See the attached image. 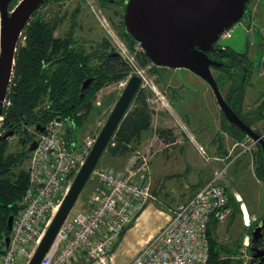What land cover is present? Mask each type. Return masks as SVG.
<instances>
[{
    "label": "rangeland",
    "instance_id": "rangeland-1",
    "mask_svg": "<svg viewBox=\"0 0 264 264\" xmlns=\"http://www.w3.org/2000/svg\"><path fill=\"white\" fill-rule=\"evenodd\" d=\"M112 1L113 3L107 2L105 6H101L99 0H65L53 5L52 12L55 15L66 14L67 18H70L76 10L78 11L77 37L89 53L96 50L101 52V43L108 40L111 48L115 47L120 51L119 46H122L130 59L134 58L136 64V66L129 64L126 58L125 62L130 68L127 77L104 87L97 94L93 112L89 113L84 119V124L76 129L75 136L79 137V143L87 138H97L130 76L137 70L144 74L145 82L141 89L147 93V104L152 111L148 131L143 133L141 142L134 146L130 154L112 161V155L106 152L98 164V167L113 168L136 177H144L142 164L144 159L148 164L154 199L141 215L128 225L123 238L116 240L106 260V264H128L145 243L166 224L173 212L190 199L197 188L210 180L215 173H222V183L231 196L239 195L242 202L254 210V216L256 214L254 204L260 186L254 178L252 168L257 151L255 147L238 159H235L238 151L232 152V156L223 162L214 159L230 154L234 141L228 135L224 136L226 153L220 155L221 151L219 152L218 143L215 141V136L220 131V109L216 101L213 103L214 95L210 87L186 69H165L156 73L151 66H141L139 54L142 50L137 46H129L119 35L124 15L123 0ZM48 9L49 7L46 10ZM248 11L254 17V21H251L254 30L249 39L253 44L250 47L251 51H254L252 58L256 67H259L260 76L256 80L259 83H253L246 92L244 101L246 113L257 111L264 100V0H251ZM69 24L67 19V31ZM121 53L126 57L123 52ZM212 72L214 77L219 74L216 70ZM205 90L207 92H204ZM157 92L166 96L165 105L158 101V97L161 96H158ZM192 98L195 99L194 102ZM162 129L172 130L175 140L173 143L165 142L159 137L158 132ZM17 142L18 137L11 138V152L19 147ZM28 167L29 161L26 169ZM98 186L97 181L93 179L88 182L70 214L71 218L88 210L89 200ZM234 203L241 205L236 200ZM244 228L242 214L218 225L215 232L217 241L232 251L238 249L236 255H229L226 258H242L243 242L246 237ZM75 264L89 263L85 259H80Z\"/></svg>",
    "mask_w": 264,
    "mask_h": 264
},
{
    "label": "built area",
    "instance_id": "built-area-1",
    "mask_svg": "<svg viewBox=\"0 0 264 264\" xmlns=\"http://www.w3.org/2000/svg\"><path fill=\"white\" fill-rule=\"evenodd\" d=\"M233 28L223 33L221 39L230 37ZM119 48L126 55L124 58L129 60L128 63L136 66L134 58L130 59L122 46ZM1 52L0 16V57ZM132 75L141 77L143 88V72L137 70ZM9 89L3 110L11 106ZM157 95L161 96L158 101L165 105L166 96L160 92ZM37 140L38 146L31 153L27 169L29 185L20 203L21 209L15 216L9 248L0 255V264H29L97 138L85 139L72 151L64 122L55 119ZM249 150V143H235L227 158L214 159L223 162L234 151L239 152L235 157L238 159ZM142 164L144 177L97 166L91 180L97 181L99 186L89 200L88 210L72 218L69 216L42 264H75L80 259H85L89 264H106L109 252L121 233L154 199L146 159ZM222 180V173H215L173 212L166 224L128 264H208L211 222L215 220L218 224H224L234 214L231 194ZM234 198L241 204L244 224L249 228L251 220L246 212L247 207L239 195H234ZM250 243V235H246L242 260L248 259L246 255ZM1 246L3 238L0 237Z\"/></svg>",
    "mask_w": 264,
    "mask_h": 264
},
{
    "label": "trees",
    "instance_id": "trees-1",
    "mask_svg": "<svg viewBox=\"0 0 264 264\" xmlns=\"http://www.w3.org/2000/svg\"><path fill=\"white\" fill-rule=\"evenodd\" d=\"M19 1L15 0L11 4L10 11L15 8ZM63 1L65 0H51L36 11L18 43L15 67L8 93L11 106L3 110L0 133L14 132V136H19V144L22 149L11 152V140L0 142L1 238L9 234L8 218L12 214L16 216L20 211V203L29 185L26 165L31 154L27 153V146L37 140L38 134H41V132H35L37 126L40 128L47 127L53 120L65 118L67 121L72 120L74 122V125L67 127L68 136L70 137L72 133L76 134V129L81 127L84 124V119L93 112L97 94L104 87L127 77L130 72V68L120 56H112L114 49L111 48L108 40L101 43V52L96 50L98 52L89 53L82 45L77 46L75 44L77 42H75L73 27L70 34L72 36L71 50L68 49L67 38L54 37L55 32L62 26L67 15L53 14V5ZM124 1H122L123 6ZM100 2L101 6H105L110 0H100ZM44 7L46 9L49 7V9L46 10ZM77 14L78 11L77 13L74 12L71 17L74 18ZM123 19L119 35L129 46L133 47L136 44L128 35ZM53 59H55V70L52 69L53 64L48 65L49 61ZM139 61L141 66H151L156 73L166 69L153 66L144 52L139 54ZM95 62L97 63L95 64ZM237 65L239 64L237 63ZM217 70L226 73L221 78L225 79L223 84L228 86V94L225 100L232 110L248 126H251L252 123L241 116L244 112L245 85L248 79L240 76L238 72L237 75L229 77L226 66ZM89 78L92 79V84L87 90L82 91L83 82ZM237 82L238 84H236ZM147 96V93L142 89L138 91L126 117L106 150L112 156L124 157L130 154L134 146L141 142L143 133L148 131L152 121V111L148 107ZM48 105L51 106L48 107ZM259 110L261 111V108ZM250 113L248 112L246 115L249 117L252 114ZM33 127H35L34 131L30 130ZM224 129L234 140H243L246 137L243 132L226 119ZM172 134V130L167 129L158 132L159 137L168 143L175 141ZM219 149L222 152L223 148L220 147ZM260 156L259 160L262 165L264 152L261 151ZM257 158L258 156L255 159L257 160ZM258 172H264L263 165L258 169ZM234 200L235 198L231 196L234 214L230 219L242 214L240 206L235 204ZM218 225L220 224L213 220L209 227L210 253L208 264H244L242 259L226 258L229 255H236L238 249L232 251L217 241L215 232ZM127 230L128 226L121 233L119 239L123 238ZM244 231L246 235H251L248 228L245 227ZM3 247L4 243L0 247V255L3 253ZM239 247L240 245L237 248Z\"/></svg>",
    "mask_w": 264,
    "mask_h": 264
},
{
    "label": "water",
    "instance_id": "water-1",
    "mask_svg": "<svg viewBox=\"0 0 264 264\" xmlns=\"http://www.w3.org/2000/svg\"><path fill=\"white\" fill-rule=\"evenodd\" d=\"M14 1L0 0L2 46L0 124L4 101L13 76L18 43L34 13L51 0H20L10 11ZM250 2L251 0H125L123 20L128 35L136 46L141 48L153 66L191 71L210 86L227 119L247 135L264 144L262 137L247 126L225 100L212 72L213 69L222 68L223 64L209 56L210 53L222 52L225 49H231L239 55L246 53L248 41L246 28L252 21V15L248 11ZM244 17L247 18V22L245 20L243 22ZM232 28L230 37L221 39L223 33ZM217 42L220 47L218 49L215 48ZM90 84L91 80L85 82L82 90H87ZM141 86V77L132 75L29 264H42L126 117ZM57 120L61 121L60 118ZM38 129L41 132L45 130L40 127ZM12 137L14 132L0 134V142L8 141ZM69 140L72 151H75L79 137L72 133ZM37 146L38 140L33 141L27 153H33ZM14 221L15 215L12 214L7 221L9 234L3 237V252L9 248ZM258 227L259 225L255 226L251 232L252 240H255L259 232Z\"/></svg>",
    "mask_w": 264,
    "mask_h": 264
},
{
    "label": "flooded vegetation",
    "instance_id": "flooded-vegetation-1",
    "mask_svg": "<svg viewBox=\"0 0 264 264\" xmlns=\"http://www.w3.org/2000/svg\"><path fill=\"white\" fill-rule=\"evenodd\" d=\"M110 2L113 3L112 0H110ZM99 3H101L100 0H99ZM44 8H46V7H44ZM75 12L77 13V10ZM67 19L70 22L69 27H68L69 28L68 31H67V28H66ZM244 20L246 22L248 21L246 17H244L243 22H245ZM252 21H254V18L252 19ZM253 26H254V24L252 22H251V24H248L247 25V27H248L247 28L248 41H247L246 53L245 54H243V55L236 54L231 49H225L222 52H213V53H210L209 54V56H210L211 59H213V60H215V61L223 64L222 68H224L225 66L227 67V70L229 71V77H232L235 74L237 75V72H238L240 76L242 75L243 78L245 77L246 79H248V81H247V83L245 85L246 92H247V90L250 87L253 86V83H255V84H258L259 83V82H256V80L259 78L258 76H260V73L258 72V68L259 67H256L255 62H254L255 60L252 58L253 57L252 54H253L254 51L252 52L251 51L252 49L250 48L252 43L250 42V39L249 38H250V34L254 30V27ZM72 27L75 30V32H74L75 33L74 38H76L75 39V42H77L75 44L77 46H81L82 45L85 48V46L83 44H81V40L79 39V37H77V32H78V27H79L78 14L74 18H72V17L67 18L66 17V20L64 21V23L62 24V26L59 28V30H57L55 32L54 37L55 38H63V39L67 38V43H69V48L68 49L71 50L72 45L70 44V41H71V37L72 36L70 34H71ZM215 48L216 49L220 48L219 45H218V42L215 44ZM112 49H114V52H113L112 56H120L122 58V60L125 62V58L122 55V53L120 51L116 50L115 47H113ZM237 63L239 65H237ZM52 64L54 65V66H52V69L55 70V66H56L55 65V59L49 61V63H48V65H52ZM213 70L218 71L217 69H213ZM223 74H226V73L225 72H219V74L217 76H215V79H216L217 83L220 85V91H221V93L223 94V92L226 91V94L223 95L224 98H225L227 96V94H228V91H227L228 86L223 84V82L225 80V79H221ZM240 76L238 77L239 79H240ZM88 80H91V84H92V79L89 78V79H86L83 82V85ZM229 82L232 83V81H229ZM238 82L236 84H238ZM83 85H82V87H83ZM210 90H211V92L214 95L213 90L211 88H210ZM214 99L217 102L215 95H214ZM47 101H49V99H47ZM263 105H264V100L259 105V108H261V111L258 108L257 111L251 112L252 114L250 113L251 115L249 117L246 115V112H242V115L241 116H244L248 120V122L252 123L251 126H249V127L257 135L261 136L262 139L264 140V109H263ZM50 106L51 105H48V107H50ZM218 107H219V105H218ZM219 109H220V107H219ZM237 116L242 120V118L238 114H237ZM186 117L188 118L187 115H186ZM225 119L230 124L236 126L241 132H243L237 125L231 123L227 119V117L225 116V114L223 113V111L220 109V113H219L220 131L215 136V141L218 143V148H220V147L223 148L222 149V152L220 153V155H224L226 153L223 140H224V136H227V135L234 141V144L235 143H249L250 148H254L255 147L256 150H257L256 151V156H258V158H257V160L255 159L253 161V163H252L254 178H255L256 182L259 183V186H260L259 195L256 197V199L258 201L256 200V203L254 204L255 205V211H256V214L257 215L255 214V216H254V213H253L254 210L251 207H249L250 205L248 206L246 203H245V205H246V207L248 209L249 218L251 220V225L248 228L250 230L249 232L251 233L252 230H253V228L255 226H257V225H259V227H258L259 228V232H257V235L255 237V240H252V237L250 235L251 243H250V247H249V250H248V253H247L248 259L245 258L243 261H244V263H247V264H264V172H261V173L258 172V169H260L262 165H263V168H264V159H263V164L262 165L260 164V160H259V158H261L260 152L261 151L264 152V144H262L260 140L253 139L252 137H250L249 135H247L245 132H243V133L246 135V137L243 140H234L230 136V134L224 129ZM61 120L65 124L66 131H67V127H70V126L74 125V122L72 120L71 121H67V119H65V118H62ZM38 127H40V126H37L36 129H35V127H33L30 130L34 131V129H35V132L36 131L37 132H41L38 129ZM47 127H43V128H45L44 132L46 131V128ZM44 132H41V134H38V138ZM14 137H18V142L17 143H18V146H19L20 145L19 144V136H14ZM9 140H11V139H9ZM24 144H26V143L24 142ZM30 145L27 146V150L30 147ZM17 149H20L21 150L22 149V146L20 145ZM219 152H220V149H219ZM256 156H255V158H256ZM220 157L224 159V158H227L228 155L226 156V154H225L224 157L223 156H220Z\"/></svg>",
    "mask_w": 264,
    "mask_h": 264
},
{
    "label": "crops",
    "instance_id": "crops-1",
    "mask_svg": "<svg viewBox=\"0 0 264 264\" xmlns=\"http://www.w3.org/2000/svg\"><path fill=\"white\" fill-rule=\"evenodd\" d=\"M183 90H184V88H183ZM204 92H207V91L205 90ZM245 98H246V97H245ZM194 100H195V99L192 98V101H193V102H194ZM193 102H192V104H194ZM214 102H215V99H214L213 103H214ZM216 103H217V102H216ZM244 103H245V102H244ZM198 113H199V112H198ZM196 118H197V117H196ZM117 159H120V157H114V156H112V161H113V160H117ZM208 181H209V180H208ZM208 181H207V182H208ZM207 182H206V183H207ZM206 183H205V184H206ZM205 184H203L202 186H204ZM202 186H201V187H202ZM201 187L197 188V190L200 189ZM197 190H196V191H197ZM192 196H193V195H192ZM192 196H191V197H192ZM191 197H190V198H191ZM188 200H189V199H188ZM188 200H187V201H188ZM187 201H186V202H187ZM186 202H185V203H186ZM185 203H184V204H185ZM182 205H183V204H182ZM247 210H248V209H247ZM119 237H120V236H119Z\"/></svg>",
    "mask_w": 264,
    "mask_h": 264
},
{
    "label": "bare ground",
    "instance_id": "bare-ground-1",
    "mask_svg": "<svg viewBox=\"0 0 264 264\" xmlns=\"http://www.w3.org/2000/svg\"><path fill=\"white\" fill-rule=\"evenodd\" d=\"M248 213V210L246 211ZM249 215V214H248Z\"/></svg>",
    "mask_w": 264,
    "mask_h": 264
}]
</instances>
